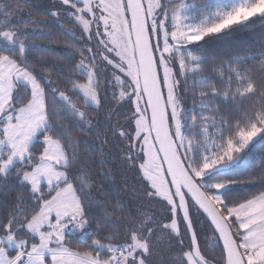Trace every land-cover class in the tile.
Segmentation results:
<instances>
[{"label": "snow or ice", "instance_id": "1", "mask_svg": "<svg viewBox=\"0 0 264 264\" xmlns=\"http://www.w3.org/2000/svg\"><path fill=\"white\" fill-rule=\"evenodd\" d=\"M256 19L0 0V264H264V47L209 48Z\"/></svg>", "mask_w": 264, "mask_h": 264}, {"label": "trees", "instance_id": "2", "mask_svg": "<svg viewBox=\"0 0 264 264\" xmlns=\"http://www.w3.org/2000/svg\"><path fill=\"white\" fill-rule=\"evenodd\" d=\"M261 47H264V21L258 19L221 39L209 42V48L216 52L246 53L258 51ZM259 165L260 161L256 160L253 166Z\"/></svg>", "mask_w": 264, "mask_h": 264}]
</instances>
